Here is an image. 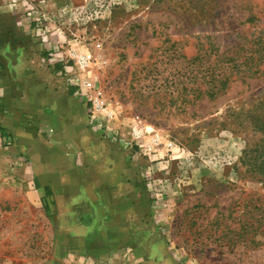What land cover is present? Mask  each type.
<instances>
[{
    "label": "rangeland",
    "instance_id": "obj_1",
    "mask_svg": "<svg viewBox=\"0 0 264 264\" xmlns=\"http://www.w3.org/2000/svg\"><path fill=\"white\" fill-rule=\"evenodd\" d=\"M71 88L114 112L95 123L124 138L95 131L167 209L174 264H264V0H0V110ZM2 157L0 264H45L51 215Z\"/></svg>",
    "mask_w": 264,
    "mask_h": 264
},
{
    "label": "crops",
    "instance_id": "obj_2",
    "mask_svg": "<svg viewBox=\"0 0 264 264\" xmlns=\"http://www.w3.org/2000/svg\"><path fill=\"white\" fill-rule=\"evenodd\" d=\"M74 89L47 101L27 93L16 104L20 114L0 110L1 163L18 170L20 181L9 179L27 204L51 215L52 255L42 261L174 264L158 231L169 220L167 209L143 201L138 162H127L116 143L97 135L90 106Z\"/></svg>",
    "mask_w": 264,
    "mask_h": 264
},
{
    "label": "built area",
    "instance_id": "obj_3",
    "mask_svg": "<svg viewBox=\"0 0 264 264\" xmlns=\"http://www.w3.org/2000/svg\"><path fill=\"white\" fill-rule=\"evenodd\" d=\"M79 62L85 66L88 64V56H82L79 58ZM100 114H104L107 118V120H112L114 119V112L112 110H109L107 104L105 103L104 100L100 99V98H94V100H92V106L90 107V117L92 119L93 124L100 119ZM94 127L98 130H100V132H102V134H104L105 136H112L113 138L116 140L117 138H124L123 135L118 134V132L114 131V133L112 135L110 134V128H108V126H104L103 124H94ZM131 136H132V140L131 142H127L126 146L127 147H134V146H139L140 142L143 141V138L146 134L145 130L139 128L138 125H133L131 126ZM125 141V139L123 140ZM153 142L156 145H159L161 143V136L160 135H154L153 136ZM155 145V146H156Z\"/></svg>",
    "mask_w": 264,
    "mask_h": 264
}]
</instances>
